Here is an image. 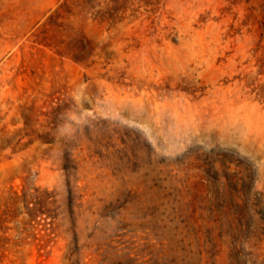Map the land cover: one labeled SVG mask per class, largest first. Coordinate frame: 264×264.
Wrapping results in <instances>:
<instances>
[{
  "label": "rangeland",
  "instance_id": "374dc122",
  "mask_svg": "<svg viewBox=\"0 0 264 264\" xmlns=\"http://www.w3.org/2000/svg\"><path fill=\"white\" fill-rule=\"evenodd\" d=\"M0 264H264V0H0Z\"/></svg>",
  "mask_w": 264,
  "mask_h": 264
}]
</instances>
